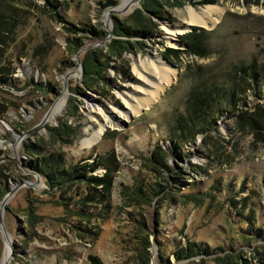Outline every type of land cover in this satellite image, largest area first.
Here are the masks:
<instances>
[{
	"label": "rangeland",
	"instance_id": "obj_1",
	"mask_svg": "<svg viewBox=\"0 0 264 264\" xmlns=\"http://www.w3.org/2000/svg\"><path fill=\"white\" fill-rule=\"evenodd\" d=\"M204 1L164 7L148 37L115 53L116 25L141 0L130 11L121 0H52L59 18L42 0H0V191L15 189L1 213L0 264H89V256L102 264H217L227 254L238 258L222 264H259V254L264 262V248L254 251L264 232V0ZM192 11L203 24L191 21ZM92 53L101 70L86 75ZM250 63L255 85L237 77ZM160 70L175 78L155 100ZM205 94L209 107L197 103ZM202 107L213 109L212 123L182 142L184 117L196 111L203 123ZM136 108L138 116L120 115ZM40 140L65 166L95 165L88 174L109 175V189L81 183L52 192L39 176L36 187L16 189L36 180L25 148ZM160 150L165 175L152 161ZM194 244L211 255L175 261Z\"/></svg>",
	"mask_w": 264,
	"mask_h": 264
},
{
	"label": "trees",
	"instance_id": "obj_2",
	"mask_svg": "<svg viewBox=\"0 0 264 264\" xmlns=\"http://www.w3.org/2000/svg\"><path fill=\"white\" fill-rule=\"evenodd\" d=\"M45 2L54 12L57 11V5L52 3V0H42ZM162 3L159 0H141L139 8L135 9L134 12L130 14L128 19L126 20V23H122V25H116L117 32L115 36H117L118 40H113V44L115 45V53L116 49H123L124 51L132 50L135 45H138L137 41L138 39H144L148 37L151 31H153L155 28H157V24L154 21L155 19L162 18V13L164 7L168 8H174V7H181L184 6L187 2H190L192 0H161ZM211 0H205L204 3H208ZM191 3V2H190ZM57 18L60 16L55 12L54 14ZM92 35V37L99 36V32H96L92 28L89 30H86ZM169 52H172V50H169ZM88 54V53H87ZM118 54V53H117ZM93 58H89L86 61L85 69L87 68L88 72H85L86 75L91 73L90 68H94V73L99 74L101 69H97L96 66V60L94 59V54H91ZM238 75L240 79H243L244 81H248V83L255 85L258 80L257 75V66L254 63H250L246 66H241L238 69ZM84 85V84H83ZM230 91V90H228ZM217 94V93H216ZM208 94H205L204 96L200 95L198 98V102L200 104L204 103L205 107H209V103L207 101H210L211 98H205ZM214 106V105H213ZM212 106V107H213ZM198 109V107H197ZM213 109L212 108H204L202 107V113H203V123L202 121H198V118L196 116V111L191 115H188L186 118L184 117V124L185 129H183L182 132L178 135V138L182 142H186L187 139L193 140L198 134H204L205 133V127H207L209 124L212 123L211 120V114ZM241 116L238 115V118ZM199 122V123H198ZM195 128H199L196 129ZM49 131L51 132L52 136L54 134L59 135L58 128H50ZM61 134V133H60ZM187 137V138H186ZM41 140L39 143H31L25 148V153L27 154V162L25 163V168L36 173L44 182L47 191H56V190H63L66 188H72L73 186H76L78 184L84 183L86 185H92L95 187L101 186L103 190H108L110 187V177L109 175L104 176L103 178H98L96 176L89 175V172H94L97 168L95 165L87 166L84 165H69L65 166V161L63 158L62 153L56 151V152H49L46 154L44 152L45 147L41 146ZM175 152L176 153V146L173 144ZM152 161L155 162L157 165L156 171L160 172L162 174L165 173V171H168V155L166 152H163L160 150L157 155H153ZM160 168V169H158ZM172 171V170H169ZM165 175V174H164ZM31 176V175H30ZM30 176H27L28 178ZM164 179V178H163ZM151 190V188H150ZM7 192V188H4V190L0 191V202L4 195ZM47 193V192H46ZM141 193V192H139ZM153 193V191H152ZM187 201H192L191 196L185 195L184 196ZM196 198V197H195ZM64 205V204H63ZM66 205V204H65ZM6 211H9V207L6 206ZM257 234L261 236V244L256 245L254 247V251L256 254L260 253L259 250L264 248V232L257 230ZM246 239V238H245ZM249 239V238H248ZM247 239V240H248ZM222 252V250H220ZM203 255L205 257L211 255L210 251L206 248H203L200 245H190L185 249H181L179 252H175L173 254V257L176 262L189 260L191 258H194L196 256ZM238 256H234L232 254H227L226 259H217V264L225 263L227 259L233 258L234 260ZM257 259H259V264H264L262 261L261 255L256 256ZM221 261V262H220ZM89 264H102L99 258L94 256H89Z\"/></svg>",
	"mask_w": 264,
	"mask_h": 264
},
{
	"label": "bare ground",
	"instance_id": "obj_3",
	"mask_svg": "<svg viewBox=\"0 0 264 264\" xmlns=\"http://www.w3.org/2000/svg\"><path fill=\"white\" fill-rule=\"evenodd\" d=\"M121 8H125L127 7L128 10H132L134 9V4H133V0H121V4H120ZM191 11V10H190ZM210 11L213 12V13H217L219 14L220 10L218 11L216 7H212L210 8ZM190 19L192 22H197L196 20L199 21V23L202 22V20L198 19L197 16H195V14H193V11L190 13ZM213 22H216L212 19ZM203 24V23H201ZM177 29H171L169 32L171 35H175L177 34L178 32H176ZM175 33V34H174ZM158 61H160V58L158 57ZM161 62V61H160ZM156 68V67H155ZM147 71H149V69H147ZM155 71L157 72L158 69L156 68ZM160 72L162 73V76H164L163 78V83H162V87L160 86L159 89L157 90V93L155 95V100L157 99V94H160L169 84L170 82L172 81L173 78H175V71H170V72H166L164 70H160ZM157 75H160L159 72L156 73ZM64 101H65V96H62L56 103L55 105L53 106L52 108V111H51V116L54 118L56 115H59L63 112V107H64ZM140 111L136 109H133L131 112H121L120 115L123 116V117H127L129 114H133V115H137L138 116V113ZM58 117V116H57ZM52 119V118H51ZM108 124H110V122H108ZM112 125V124H110ZM103 130L104 128H100L97 132L94 133L93 137L89 140H85L84 141V145L86 147H89L92 143H94L95 141H97L101 135V133H103ZM3 216V214H2ZM1 216V217H2ZM1 229V228H0ZM3 232V233H2ZM2 235H6L5 233V229L2 231ZM10 237L7 236V241H6V246H5V258L6 259L8 257V253H9V244L10 242Z\"/></svg>",
	"mask_w": 264,
	"mask_h": 264
},
{
	"label": "water",
	"instance_id": "obj_4",
	"mask_svg": "<svg viewBox=\"0 0 264 264\" xmlns=\"http://www.w3.org/2000/svg\"><path fill=\"white\" fill-rule=\"evenodd\" d=\"M137 1H139V0H134V2H137ZM34 175H35V174H34ZM35 176H36V180H35L34 183H27V182H24V183H22V184L20 183V184H18V185L16 186V189L22 187L23 185L30 186V187H36L37 185H39V181H40V180H39V177H38V175H35ZM14 190H15V189H14ZM14 190H11V191L9 192V194L5 195L4 198H3V200L0 202V228H1V230H4V229H3L2 219H1V213H2V210H4V207H5V205H6V202L8 201L10 195H11L12 193H14ZM11 255H12V248H11L10 255H9V258H8V259L11 258ZM8 259H7V260H8ZM6 263H7V261L3 262V264H6Z\"/></svg>",
	"mask_w": 264,
	"mask_h": 264
}]
</instances>
